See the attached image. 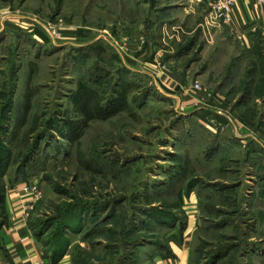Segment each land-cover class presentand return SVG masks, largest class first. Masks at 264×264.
Wrapping results in <instances>:
<instances>
[{
    "label": "rangeland",
    "instance_id": "rangeland-1",
    "mask_svg": "<svg viewBox=\"0 0 264 264\" xmlns=\"http://www.w3.org/2000/svg\"><path fill=\"white\" fill-rule=\"evenodd\" d=\"M182 1L0 0V175L33 184L50 263L158 264L190 229V264H264V152L225 128L264 133V41L236 61L207 1ZM82 85L114 115L85 124Z\"/></svg>",
    "mask_w": 264,
    "mask_h": 264
},
{
    "label": "crops",
    "instance_id": "crops-1",
    "mask_svg": "<svg viewBox=\"0 0 264 264\" xmlns=\"http://www.w3.org/2000/svg\"><path fill=\"white\" fill-rule=\"evenodd\" d=\"M190 1L183 0V3L173 5L170 8V12L179 7L184 9L185 13H189V7H191ZM189 3V5H188ZM188 7V8H187ZM194 7V6H193ZM195 12V11H192ZM232 20L229 24H224L236 39L241 43L243 49L241 55L236 57V61L246 62L257 57L256 55V38L264 41V4L259 3L258 0H239L232 10ZM165 23V22H164ZM167 25V24H166ZM39 45L47 43L43 38L36 35L35 38ZM242 57V58H241ZM174 82V79L169 78ZM172 83V82H170ZM176 83V80L175 82ZM174 83H172L174 85ZM171 84V85H172ZM172 85V86H173ZM222 125L226 126L227 119L223 117ZM227 128L226 139L239 143L243 148L250 150L255 156H259L264 152V133L258 129L254 131L244 130L240 126L234 124L229 125ZM254 157V155H253ZM5 184V221H3L0 215V264H51L50 260L46 257L42 240L38 238L36 232L30 225V220L25 217V209L23 202L27 200L28 195L25 192L28 182H14L4 179ZM31 184V183H30ZM33 185V184H32ZM255 193L253 198H255ZM264 198V197H263ZM187 211L189 220V226L194 224L195 218L199 213L200 199L193 193L188 197ZM187 230V229H186ZM183 231L178 241H173L170 244V248L166 249V254L161 253L158 255L160 261L158 264H190L191 251L190 240L187 238V231ZM153 256V258H156ZM58 264H69L68 261L62 260Z\"/></svg>",
    "mask_w": 264,
    "mask_h": 264
},
{
    "label": "trees",
    "instance_id": "trees-1",
    "mask_svg": "<svg viewBox=\"0 0 264 264\" xmlns=\"http://www.w3.org/2000/svg\"><path fill=\"white\" fill-rule=\"evenodd\" d=\"M36 35L43 38L45 41H48V38L42 34L41 32L37 31ZM260 38V37H259ZM259 38H256V45L257 42L260 40ZM75 104L78 106L80 113H83L82 115L85 118V124L89 121H92L96 118H102V119H107L109 117H111L112 115H114L115 110L111 111V112H107L105 113L104 109L101 106V103L97 100L96 95L94 92H92L87 86L82 85L80 86L79 91L77 92L76 96H75V100H74ZM12 104H14V100L11 101ZM13 109H11L10 114L13 117H16L15 112L16 109L14 108V105L12 107ZM28 111V106L24 107L23 109V113H22V120H21V125L24 123V119L25 116L27 114ZM14 113V115H13ZM217 123L222 125V121H224L222 117L217 116ZM202 120H204V118H202ZM76 130L72 132V134L69 136L68 139H73V135H75ZM25 169H27V165L25 167ZM27 171V170H26ZM28 173V172H27ZM25 175L26 172H25ZM30 175V174H28ZM0 215L3 219V221H5V208H4V203H5V184H4V179L6 178V175L1 174L0 175ZM29 178V177H28ZM14 182H27V180L22 181L20 178H16L13 180ZM38 238L41 239V236H39L37 234ZM60 262V260H53L51 264H58Z\"/></svg>",
    "mask_w": 264,
    "mask_h": 264
},
{
    "label": "built area",
    "instance_id": "built-area-1",
    "mask_svg": "<svg viewBox=\"0 0 264 264\" xmlns=\"http://www.w3.org/2000/svg\"><path fill=\"white\" fill-rule=\"evenodd\" d=\"M209 7V21L210 22H222L223 24H229L232 20V10L239 0H206ZM259 3L264 4V0H258ZM198 88V86H197ZM221 126V125H220ZM239 126L244 129V126L239 124ZM224 130V127L222 128ZM28 195L27 200L23 202V207L25 209L26 219L30 218V213L33 210L34 204L36 202L35 188L32 184H29L25 189Z\"/></svg>",
    "mask_w": 264,
    "mask_h": 264
}]
</instances>
